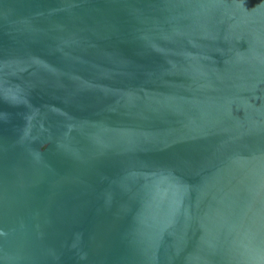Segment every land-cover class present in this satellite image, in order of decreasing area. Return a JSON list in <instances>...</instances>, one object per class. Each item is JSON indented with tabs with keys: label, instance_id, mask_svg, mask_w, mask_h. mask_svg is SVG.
Segmentation results:
<instances>
[{
	"label": "water",
	"instance_id": "95a60500",
	"mask_svg": "<svg viewBox=\"0 0 264 264\" xmlns=\"http://www.w3.org/2000/svg\"><path fill=\"white\" fill-rule=\"evenodd\" d=\"M0 264H264V0H0Z\"/></svg>",
	"mask_w": 264,
	"mask_h": 264
}]
</instances>
